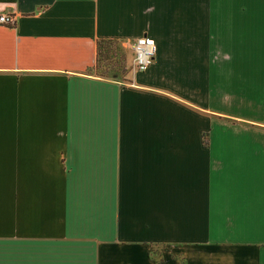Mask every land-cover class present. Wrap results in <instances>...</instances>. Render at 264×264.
<instances>
[{
    "label": "crops",
    "instance_id": "crops-1",
    "mask_svg": "<svg viewBox=\"0 0 264 264\" xmlns=\"http://www.w3.org/2000/svg\"><path fill=\"white\" fill-rule=\"evenodd\" d=\"M0 12V264H264V0ZM142 35L148 70L95 74Z\"/></svg>",
    "mask_w": 264,
    "mask_h": 264
},
{
    "label": "rangeland",
    "instance_id": "rangeland-1",
    "mask_svg": "<svg viewBox=\"0 0 264 264\" xmlns=\"http://www.w3.org/2000/svg\"><path fill=\"white\" fill-rule=\"evenodd\" d=\"M114 41V43L110 44V49L112 50L111 56L107 59L99 60L94 72L102 78L112 79L111 75H116L115 78H113L114 80H124L127 79L129 73H131L132 64H130V62L132 55L124 45H121L120 42L116 40ZM126 41L127 40H124L123 44L126 43ZM176 57L180 63L183 62L181 61L179 55ZM149 67L146 70H148ZM180 87L183 88V86ZM160 251V247L152 246L150 250L151 257L157 259Z\"/></svg>",
    "mask_w": 264,
    "mask_h": 264
},
{
    "label": "built area",
    "instance_id": "built-area-1",
    "mask_svg": "<svg viewBox=\"0 0 264 264\" xmlns=\"http://www.w3.org/2000/svg\"><path fill=\"white\" fill-rule=\"evenodd\" d=\"M14 23L13 16L8 12H0V25H12ZM131 51L132 70L133 72H143L152 63L156 46L154 40L146 35L133 38L129 42Z\"/></svg>",
    "mask_w": 264,
    "mask_h": 264
},
{
    "label": "trees",
    "instance_id": "trees-1",
    "mask_svg": "<svg viewBox=\"0 0 264 264\" xmlns=\"http://www.w3.org/2000/svg\"><path fill=\"white\" fill-rule=\"evenodd\" d=\"M114 40L110 39H99L95 41V62L93 69L95 70L99 60L107 59L111 56L112 50L110 49V44L114 43ZM116 75H111L112 79Z\"/></svg>",
    "mask_w": 264,
    "mask_h": 264
}]
</instances>
